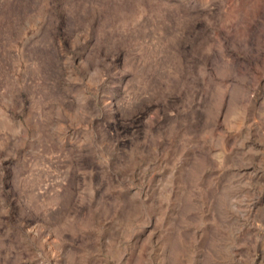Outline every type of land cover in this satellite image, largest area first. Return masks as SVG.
Listing matches in <instances>:
<instances>
[{
	"label": "rangeland",
	"instance_id": "1",
	"mask_svg": "<svg viewBox=\"0 0 264 264\" xmlns=\"http://www.w3.org/2000/svg\"><path fill=\"white\" fill-rule=\"evenodd\" d=\"M0 264H264V0H0Z\"/></svg>",
	"mask_w": 264,
	"mask_h": 264
}]
</instances>
